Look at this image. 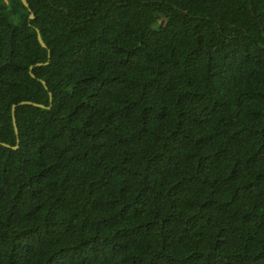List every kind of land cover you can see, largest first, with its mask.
<instances>
[{
  "label": "trees",
  "instance_id": "16d2710c",
  "mask_svg": "<svg viewBox=\"0 0 264 264\" xmlns=\"http://www.w3.org/2000/svg\"><path fill=\"white\" fill-rule=\"evenodd\" d=\"M25 1L0 0V264H264V0Z\"/></svg>",
  "mask_w": 264,
  "mask_h": 264
},
{
  "label": "water",
  "instance_id": "95a60500",
  "mask_svg": "<svg viewBox=\"0 0 264 264\" xmlns=\"http://www.w3.org/2000/svg\"><path fill=\"white\" fill-rule=\"evenodd\" d=\"M21 2H22V4H23L26 8H28V4H27V2H26L25 0H21ZM29 18H30V19H33V15L30 14V15H29ZM35 32H36V38H37V41H38L39 45H40L42 48H46L44 42H43L42 39H41V36H40L39 31H38L37 29H35ZM40 65H42V64H39V63H38V64H36L35 66H40ZM29 69H30V71H31L32 67H30ZM30 76H31V77H34V76L32 75L31 72H30ZM41 83H42V85L46 88L45 83H44L43 81H42ZM50 99H51V98H50ZM23 104H28V105H33V106H35V107L44 108V106H42V105H38V104H35V103H31V102H20L18 105H23ZM15 107H16L15 105L12 106V108H11V112H12V123H13V126H14V131H15V133L17 134V128H16V125H15V119H14V117H13V113H14V109H15ZM0 145L3 146V147H6V148H12V149H16V148H17V146L10 147V146H8V145H6V144H3V143H0Z\"/></svg>",
  "mask_w": 264,
  "mask_h": 264
}]
</instances>
